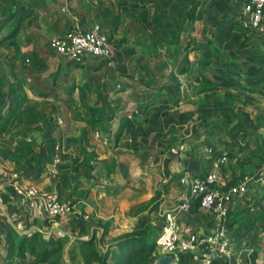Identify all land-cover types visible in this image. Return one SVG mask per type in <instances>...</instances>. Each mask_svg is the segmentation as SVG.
I'll list each match as a JSON object with an SVG mask.
<instances>
[{
    "label": "crops",
    "instance_id": "1",
    "mask_svg": "<svg viewBox=\"0 0 264 264\" xmlns=\"http://www.w3.org/2000/svg\"><path fill=\"white\" fill-rule=\"evenodd\" d=\"M117 1L0 0V45L8 43L7 50L18 55L9 74L0 65V80L12 88L14 106L21 99L39 102V111L44 115L48 111L56 123L46 126L43 124L46 120H43L35 125L16 126L19 133L7 149L1 143L5 135H0V163L10 173L0 180L3 184L0 192V264L6 263L12 242L33 236L50 246L62 245V264H87L82 255L88 246L86 243L96 236L93 246L104 248L112 236L139 229L157 190L162 191L164 199L158 214L164 216L171 211L169 199L178 196L180 201L182 198L180 177L186 171L203 175L207 172L205 167L208 164L212 167L215 161L209 162V154H197L189 138L197 129L209 128L212 118L222 121L231 118L227 114L238 107V102H229L230 89L248 92L245 101L250 106L252 115L249 116L254 119V124L245 130L264 135V91L243 88L245 84L256 85L260 74L257 75L251 49L241 46L244 34L234 30L242 16V0H198V8L194 2V21L188 19L183 24L182 34L192 41L188 51L191 65L184 75L176 74L173 55H166L160 44L154 45L148 38L149 31L144 32L147 35L142 36L138 44L139 36L131 30L124 33L121 26L114 29L113 37L112 26L101 28L110 34L111 42L119 45V49H113L112 66L97 59L76 64L53 59L49 45L53 38L62 37L78 27L89 30L100 26L99 9L112 8ZM150 1L122 0V3L129 8H138L146 7ZM185 1L191 8L193 0ZM8 14L16 16L6 22ZM3 23L6 24L3 26ZM17 26L20 27L14 37L17 45H12L8 40L10 31ZM144 38L149 39L148 42ZM128 41H131L130 46L126 45ZM34 52L44 55L45 60L35 66L25 64L22 55ZM134 54L142 55L140 58H145V63L150 61L153 66L166 64L170 72L164 75L165 91L174 84L172 72L180 87L162 95L161 91L148 94L143 91L142 97L138 96L142 100L134 98L137 94L132 95L128 84V68L132 65L128 55ZM111 72L115 76L112 82ZM86 74L88 79L92 78L88 85V79L84 78ZM117 85L122 89L118 90ZM21 86L26 90L25 95L17 90ZM83 87L87 88L84 93L80 90ZM70 88L74 102L83 103V113L91 107L100 109L95 115L100 122L87 124L67 110L63 101L69 99L67 90ZM1 94L3 89L0 88ZM64 107L68 117L67 114L61 116ZM0 109L2 114L6 113L2 105ZM202 114L211 119L198 121ZM232 121H229L231 125H239L238 120ZM254 140L255 137L250 138V143L255 144ZM22 144L32 146L37 154L35 160L32 155L11 160V154ZM237 147L223 151L231 156L229 166L232 168L227 175L231 180L247 183L257 174L252 177L256 173L252 166L246 168L241 163L242 167L239 166L235 157ZM57 158L58 175L52 176L50 170ZM29 187L52 192L63 200L71 199L79 214L60 218L48 215L41 197L29 198L25 194ZM192 223L196 225V219ZM108 224L109 234L103 236V226ZM248 237L229 232L232 253L241 263L246 259L243 256L252 257L255 253L245 245ZM258 261L264 262V254L263 260ZM33 262L34 258L28 253L25 260H14V264Z\"/></svg>",
    "mask_w": 264,
    "mask_h": 264
},
{
    "label": "trees",
    "instance_id": "2",
    "mask_svg": "<svg viewBox=\"0 0 264 264\" xmlns=\"http://www.w3.org/2000/svg\"><path fill=\"white\" fill-rule=\"evenodd\" d=\"M167 1L151 0L146 7L129 8L128 5L122 3V0H118L116 6L112 8L107 10L99 9V18L102 19H99L98 24H100L102 29H109L112 26V37L114 29L117 27L121 26L124 33L131 30L136 37L139 36L138 43L143 38L142 36L147 35L144 32L146 30L149 31L148 38L153 40V44H160L161 48L165 50L166 55H173L172 65L176 66V74L184 75L188 73L191 65L188 51L192 46V41L189 36L182 34L184 31L183 24L188 19L194 21V2L197 6L196 8H198L199 1L193 0L191 8H189V4L184 3L183 6L181 5L180 10L182 11L173 9ZM125 6L128 8L122 9ZM147 15H150V17L148 18ZM15 16L14 14H8L5 17V21L7 22ZM5 24L3 23V26ZM19 29L20 27L17 26L10 31L8 40H11L12 45H17L14 37L18 34ZM234 30L244 34L241 46L251 49V55L257 67V75L260 74L258 83L254 85L252 90L257 92L264 91V51L262 50L264 34L257 30L246 29L241 22L234 25ZM43 56L38 52L22 55L23 62L32 66L39 65L41 61H44ZM136 68V75L132 73L129 78H133V80L137 78L139 86L144 89L145 93L163 91V79L167 72L166 64L161 63L153 66L150 61L145 63V58H139L136 61ZM109 76L110 82H112V79L115 77L114 73L111 72ZM209 84L214 83L209 82ZM5 87L4 81L0 80V88L3 89ZM105 88H107V85H105ZM84 89L87 88L83 87L80 89L82 93L86 91ZM67 91L69 99L63 101V104L69 112L73 113L74 117L85 120L87 124L101 121V119L96 120L95 117L100 109L91 107L85 113H82L83 110L78 109L74 102L73 89L70 88ZM38 107L30 105L25 99H21L17 100L11 113L2 114V109H0V135L10 133L9 128L13 129L14 126L19 127L41 123L46 117L39 111ZM87 116L89 117L87 118ZM28 155H32L34 160L37 158V154L31 145L22 144L11 154L10 158L11 160L18 161ZM112 169H114L113 165ZM155 205L159 207V204ZM199 212L197 206L193 212L194 215L192 214L194 219H196ZM253 218L257 228L264 233V207L255 210ZM108 226H103V236L109 234ZM158 237V233L149 224L137 230L111 237L104 248H99L96 245L93 246L96 240L95 236L94 239L86 243L88 246L82 255L87 264H92L93 262L97 264H154L161 257V255H157ZM62 250V245L50 246L37 236H33L30 239L18 238L10 244L5 264H14L15 258L25 260L27 253L34 258L33 264H62Z\"/></svg>",
    "mask_w": 264,
    "mask_h": 264
},
{
    "label": "built area",
    "instance_id": "3",
    "mask_svg": "<svg viewBox=\"0 0 264 264\" xmlns=\"http://www.w3.org/2000/svg\"><path fill=\"white\" fill-rule=\"evenodd\" d=\"M242 25L248 30H257L264 34V0H242ZM67 11V9H64ZM51 49L74 63H84L88 59L103 60L113 65V46L107 34L99 25L89 30L76 28L62 37L51 40ZM137 80V78L135 79ZM117 89H122L117 85ZM59 149L60 145L57 146ZM57 162L51 168L52 176L58 175ZM226 156L215 159L212 167L203 175L186 171L180 178L183 194L171 211L164 215V226L157 245L162 255L173 257V264H185L182 257L187 254L197 255V264H242L232 253L227 223L229 213L237 204V199L247 190V183L228 184L223 176ZM10 175L8 169L0 163V180ZM3 184L0 183V192ZM25 194L29 198L41 197L45 212L55 218L63 215L75 216L72 200H61L52 192L40 191L29 187ZM199 211L212 218V228L202 235L191 223H182L183 216Z\"/></svg>",
    "mask_w": 264,
    "mask_h": 264
},
{
    "label": "rangeland",
    "instance_id": "4",
    "mask_svg": "<svg viewBox=\"0 0 264 264\" xmlns=\"http://www.w3.org/2000/svg\"><path fill=\"white\" fill-rule=\"evenodd\" d=\"M169 2L170 6L173 9H178L179 11L181 9V5L183 6L184 3H186L185 0H170L167 1ZM242 15V14H241ZM243 18L240 19L239 21L242 23ZM105 34H107L110 37V34L106 30H102ZM111 39V37H110ZM146 42H148L149 39H143ZM131 41H128L126 43L127 46H130ZM139 44V43H138ZM6 45V46H4ZM50 45V42H49ZM113 49L116 50L119 49V45L117 42H112ZM125 45V47H126ZM10 46L8 43L0 45V65L4 66L7 71L6 74H9V71H11L12 68V63L15 57L18 55L13 54L9 50H7V47ZM140 46V45H138ZM127 48V47H126ZM131 48V47H130ZM113 50V51H114ZM51 53L53 54V59L55 61H61V62H71L67 58L63 57L62 55L57 54L53 49H51ZM130 58V63L132 64L128 68V75L130 76L132 73L136 75L135 70L136 68V61L142 55L140 54H134L133 56L128 55ZM90 60V59H89ZM76 64V63H74ZM10 65V66H9ZM9 69V70H8ZM12 72V71H11ZM170 72V71H167ZM170 75H173V78L175 79L174 84L172 87H169L168 90L165 91L166 87L163 88V92L161 93H170L173 89L174 91L177 89V87H180V83L176 80L175 75L170 73ZM89 75H84V78L88 79ZM5 77V75H4ZM247 79V77H244ZM92 78L86 80V84L90 83ZM128 84H129V90L133 91V94H137V96H134L137 100H142L141 98L139 99L138 96L142 97L143 90L139 86V82L137 80H133V78L128 77ZM244 83V82H243ZM87 84V85H88ZM245 84V83H244ZM29 86V85H28ZM254 86L251 85H246L243 87L245 90H251ZM202 88V86H201ZM19 92L22 94H26V90L23 86L18 87ZM253 91V90H252ZM12 88L5 87L3 88V94L0 95L1 98V103L3 110L6 111V114L11 113L12 110L14 109V100L11 99V94ZM247 91L241 90L240 92H234L230 89L229 95L231 96L229 102L237 101L238 102V107L231 113L227 114L229 115L228 117H231L229 120H221L219 118H212L209 115H201L198 116L197 120H204V119H211L213 122L209 126V128H201L197 129L193 135L191 136V145L196 147V153L198 154L199 152H202L203 155L209 154V162L214 161L218 157L221 156H226L227 157V162L225 166L223 167V172L222 176L224 180L228 184H237L240 181L238 180H231L227 174H229V169L231 166V156L227 154V148L233 149L235 145H238L236 148L235 157L236 160L239 161V166L242 167L241 164L245 165L246 168L248 167H253L254 170L256 171L255 174L252 175V177H255L256 174L257 176L253 180H248L247 181V190L245 194L237 199V204L234 207V210L232 211V216L230 215L228 223H227V229L228 232L231 233L234 232L242 237L244 236H249L248 239H246L245 245L247 248L251 251L253 249L255 251L254 254H252V257L250 256H243L246 259L243 260L241 256H239L242 260V264H264V262H260L258 260H263V254H264V234H261L262 231H260L257 226L255 225V221L253 218V213L255 210H258L260 207H264V135H255L252 133V130H245L250 129L252 125L254 124V119L249 116L252 112H250V106L248 102L245 101V96ZM22 95V96H24ZM162 95V94H161ZM237 99V100H236ZM136 100L134 99V102ZM28 103L30 105H35V106H40L39 102L36 101H31L28 100ZM137 105V103H135ZM76 105L78 109L83 110V103L82 102H76ZM139 105V104H138ZM232 106V105H231ZM65 108V107H64ZM249 108V109H248ZM87 110V109H86ZM48 112V111H47ZM45 113L46 117V122H41L47 126L52 125V123L55 125V118L51 116L49 113ZM83 113V111H82ZM63 114H67L68 117V112L66 111V108L62 110L61 116ZM252 115V114H251ZM226 116V115H225ZM258 118V117H257ZM235 121L238 120L239 125H231L229 121ZM232 121V122H233ZM259 122V120H257ZM230 123V124H227ZM260 123V122H259ZM254 127V126H253ZM230 129V130H229ZM10 133L5 134L4 139L1 141V143L4 145V147L9 148L12 143H13V137L19 133L18 127H13L9 128ZM251 132V133H250ZM255 137V144L250 143V138L254 139ZM257 137V138H256ZM193 138V139H192ZM257 139V141H256ZM211 145V147L209 146ZM211 153V154H210ZM241 163V164H240ZM232 168V167H231ZM211 169L210 165L208 164L204 170L209 171ZM232 171V169H231ZM262 177H260V176ZM60 199V198H59ZM63 200V199H61ZM66 200H71V199H66ZM164 199L162 198V191L157 190L155 197L150 201L148 204V213L144 215L143 217V224L140 228L150 225L154 231L158 233V235H161L162 228L164 226V216L163 214H158L159 209L156 207L155 204H159L163 201ZM155 201V203H154ZM179 204V199L178 196H173L172 198L169 199V206L170 208H174L176 205ZM75 205V210H76V215L79 214V211ZM193 213H191L188 216H183L181 221L182 223H190L193 218ZM196 225L194 223H191L195 226V228L198 230L199 233L202 235H206L209 233L210 228H212L211 222L212 218L207 217L205 214L199 212L198 216L196 217ZM110 225V224H108ZM251 227V228H250ZM134 231V230H133ZM123 233V232H122ZM122 233H118L115 236H118ZM261 234V236H259ZM103 235V233H102ZM114 237V236H112ZM159 238V237H158ZM109 241V240H108ZM260 242V244L258 243ZM106 246V243H105ZM255 248H258V250H255ZM157 255H162V251L160 247L157 245ZM197 258V255L195 254H187L182 257V260L185 264H196L195 259ZM250 261V262H249Z\"/></svg>",
    "mask_w": 264,
    "mask_h": 264
},
{
    "label": "water",
    "instance_id": "5",
    "mask_svg": "<svg viewBox=\"0 0 264 264\" xmlns=\"http://www.w3.org/2000/svg\"><path fill=\"white\" fill-rule=\"evenodd\" d=\"M154 264H173V257L170 255L161 256Z\"/></svg>",
    "mask_w": 264,
    "mask_h": 264
}]
</instances>
